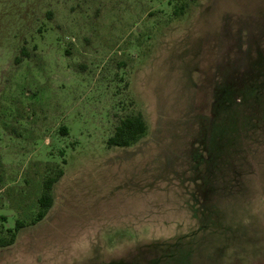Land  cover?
<instances>
[{
    "label": "rangeland",
    "instance_id": "1",
    "mask_svg": "<svg viewBox=\"0 0 264 264\" xmlns=\"http://www.w3.org/2000/svg\"><path fill=\"white\" fill-rule=\"evenodd\" d=\"M61 169L0 264H264V0H0V240Z\"/></svg>",
    "mask_w": 264,
    "mask_h": 264
},
{
    "label": "trees",
    "instance_id": "2",
    "mask_svg": "<svg viewBox=\"0 0 264 264\" xmlns=\"http://www.w3.org/2000/svg\"><path fill=\"white\" fill-rule=\"evenodd\" d=\"M195 1V0H194ZM171 3V2H170ZM185 5L176 7L175 13L184 11ZM64 134H67V128H62ZM149 126L142 114L129 116L123 119L116 127L113 136L108 140L109 147H131L147 136ZM66 164V162H64ZM64 176V170L61 169L55 177L48 178L43 184L42 195L38 199V212L30 224L18 220L14 229H9L10 238H2L0 247H9L15 244L20 231L27 226H33L43 221L54 206V187ZM5 219V218H3Z\"/></svg>",
    "mask_w": 264,
    "mask_h": 264
}]
</instances>
